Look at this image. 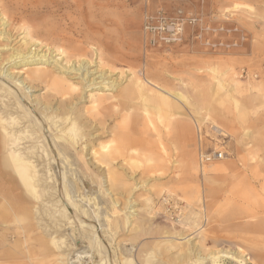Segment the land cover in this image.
Here are the masks:
<instances>
[{"label":"rangeland","instance_id":"obj_1","mask_svg":"<svg viewBox=\"0 0 264 264\" xmlns=\"http://www.w3.org/2000/svg\"><path fill=\"white\" fill-rule=\"evenodd\" d=\"M179 12L184 19L180 39L168 45L149 46L143 30L144 17L160 13L172 20ZM65 14L64 33L69 39L63 48L65 54L60 57L49 46L61 65L68 66L66 59L73 63L83 59L92 61L88 70H96L94 78L100 75L111 80L117 78L122 86L135 80L141 82L144 72L152 80L147 94L170 106L158 108L154 103H143L137 95L127 103H117L116 109L108 107L113 101L102 103L98 107L100 111L94 109L97 105L92 104L89 94L80 103L86 110L84 120L90 126L77 130V136L84 133V138L70 152L73 158L76 152L81 155L74 158L75 165L71 166L79 179L66 180L71 182L75 196L88 198L86 208L90 217H94L93 223L114 262L122 264L125 257L120 256V250L130 248L127 258L132 264H183L180 255L195 245L201 255L222 250L233 253L239 249L247 259L245 264H253L255 251L264 254V234L235 228L234 221L227 220L231 208L245 217L255 210L264 211V191L259 188L264 183V103L260 107L259 102L251 99L257 96L264 100V0H66ZM187 18L196 20L191 23ZM11 36V46L16 48L22 43L25 31L16 25ZM31 43L39 42L34 38ZM0 44H3L1 40ZM40 47L38 50L43 52L49 49ZM90 48L95 49L96 55ZM28 69L21 70L18 76ZM32 86L34 89L28 90L32 99L49 96L56 101H70L77 95L62 96L54 90L46 91L44 85L33 83ZM235 86L238 92L232 91ZM0 94V107L16 108L13 99L3 96V91ZM176 94H183L187 103ZM108 96L110 93L106 92L101 97ZM250 102L253 107L244 106ZM101 108L106 110L101 112ZM128 108L130 118L125 120L123 115ZM19 114L13 118L20 117L17 121L25 123L27 119ZM88 132L96 138L91 141V150H87L89 154L96 150L97 156L94 151L86 156L87 150H82L87 138H92L85 136ZM34 137L35 147L31 142L28 146L34 147L41 158L40 165L37 164L41 176L38 175L37 191L41 200H29L32 203L28 206L33 211L34 227L39 224L41 227L25 234L13 224H0V264L90 263L78 242L74 243L75 231L65 223L61 203V197L66 198L64 182L61 189L54 186L46 153L43 155L41 144H36ZM111 151L121 156L104 167L100 160ZM199 152H220L223 158L201 166ZM221 164L225 166L222 173L202 174ZM204 179L227 182L222 186H207ZM244 180L257 186L252 190L238 186ZM111 199L116 205L110 215L105 214L100 207L109 208L113 205ZM226 199L237 203V207L225 204ZM205 200L213 207L208 221L201 213ZM81 205L76 207V213L89 225L90 218L80 213ZM10 216L11 212L5 221ZM114 219L124 221L125 225V229L118 226L117 234L111 225L106 228V222L111 224ZM67 230H71V235L66 234ZM51 233L63 236L61 250L49 245L46 254L37 253L30 239L38 236L50 240ZM204 236L210 243L202 249ZM219 260L218 255L216 259L207 257L202 264H225ZM262 261L256 259L255 264H263ZM190 263L197 264L195 260Z\"/></svg>","mask_w":264,"mask_h":264},{"label":"bare ground","instance_id":"obj_2","mask_svg":"<svg viewBox=\"0 0 264 264\" xmlns=\"http://www.w3.org/2000/svg\"><path fill=\"white\" fill-rule=\"evenodd\" d=\"M65 8L66 0H0V40L3 43L0 44V91H3L5 93V95L3 96L8 95L11 99H13L15 103L13 102L14 104L12 105L16 107L14 109L9 108L8 106L5 108H2V106L0 107V179L6 181L9 184L7 189L10 192L11 198H13V200L8 204L2 202L0 203V219L5 221L9 217V213L12 212L13 215L11 214L12 216H10V218L13 219L9 218L10 221L12 222V224L18 227L19 230L22 229L25 234H29V232L37 230L35 229L37 226L41 227L40 224L34 227V217L32 215L33 211L29 209L28 206L29 202H31L29 200H41V196L37 191L38 185L40 186V184L37 183V181L39 180L38 175L40 174L38 172L37 164H39V160L41 158L37 156V153L34 152L35 146L32 143V137L36 136V144H41V146L39 147H42L43 155L44 153H46V156L44 157L47 158L48 161V163H46V165H49L50 169L48 170V172L52 171L51 177L52 179H55L54 186L56 185L59 188L63 184H61V182H64L63 190L66 198L65 200H63L61 197V203L63 205V210L65 211V215L63 216H66V225L75 231L73 232L74 243L75 241L78 242L79 249H81V251L84 252L86 256H88V260H90V263L86 264H117L111 257L112 255H109V250L107 247H105L106 245H103V237H101V235L99 234L97 227L92 220V218L94 217H90L91 215H89L91 213L86 208L88 206L85 205V202L87 203L88 198L84 200V198L82 197L81 199H79V195L75 196L74 190H72L69 185V183L71 182L67 183L66 180L70 177L79 179L77 177L78 174H76V172L71 169V166L75 165L74 158L77 159L81 155L79 152H76V157L73 158V156L70 155V152H72L75 149V146H78L80 141L84 138V133H80V135H78L79 137L77 136V130H79L80 127H83L84 125L87 127L90 126L88 123L89 121L84 120V114L86 110L85 108L80 107V103L81 101L85 100L87 98L86 95L89 94V98L90 100H92V104L97 105L96 107H94V109L100 111L98 107L102 105V103L108 101H113L108 107L110 109H116L117 103H127L130 101V99H132L133 95H137L143 103H154L158 108L159 106L161 107L169 105L164 101L156 98L155 96L153 97L152 95L147 94L148 84L149 82H152V80L148 79L144 72L141 73V75H143L144 77V80H141V82L140 80H135L132 83L130 82V84L122 86L123 83L121 82V80L118 81L117 78L113 80L106 79L104 75H100L94 78L93 76L96 74V70H88V66L93 64L92 61H84L85 59H83V61L80 60L81 62H79L78 60V62L73 63L72 61L66 59L65 64L67 63L68 66L61 65V62L55 59L56 56H53L54 52L51 50L56 49L60 53L59 55L61 57L65 54L63 48L65 47L66 43H69V39L66 37L67 33H64V23L66 20ZM16 25H18L19 29L25 31V37L22 38V43L20 44V46L15 48L14 46H11L10 40L12 38L11 32H13ZM27 38L29 39L27 40ZM34 38L39 42L37 45L31 43L32 39ZM42 45L43 48H49V46H51L52 49L49 48L44 52L42 50L39 51L38 49L41 48L40 46ZM32 47H34V49H32ZM90 49L93 51V54L96 55L95 49ZM70 62L71 65H69ZM5 63L7 66L4 65ZM24 68L29 69L28 71L22 73V76L19 77L18 75L21 74L20 71ZM15 70H18V73H15ZM97 80L99 81L97 82ZM33 83L44 85V89L46 91L54 90L56 92H59V94L62 96L63 94L69 95L72 93H76L77 95L75 99L70 101H56L49 96H33L32 99V95H30V92H28V90L34 89L32 86ZM237 90L238 88L236 87L235 89L233 88L232 91L235 92ZM106 92L110 93V96H108L109 98L101 97L102 94ZM99 93L101 94V96H99ZM176 96L183 103H187V99L183 94H176ZM251 99L253 101L259 102L260 107H262L261 105L264 103L263 99L257 98V96H253L251 97ZM25 100L29 103H27ZM244 106L253 107L251 102L249 104L245 103ZM104 110H106V108H101V112ZM125 110L126 113L123 115V118L127 120L130 118V109L128 108ZM17 113H20L25 119H27V121L25 123L18 122L17 119L19 120L20 117L13 118V116ZM37 116H39L40 118ZM81 123H83V125ZM93 135L94 134L90 132L85 135L86 137L92 138H87V140L85 141L86 146L82 147V150H87V148L91 150L89 148L91 145V141H94V138H96V136ZM36 137H34V139ZM30 142L34 147L28 146ZM104 146H102V148ZM107 148L108 147H106L105 149ZM89 150L86 151V156L87 154L91 156L93 151L95 156H97L96 154L98 153L96 152V150H92V153L90 154ZM118 156H121V154L119 153L117 155L115 151H111L104 157V159H102V161L100 160V162L105 163V165L103 166L106 167L108 164H111L115 159H117ZM59 162L61 166H59ZM200 165L203 166L202 164ZM221 165H218L216 167L214 166L215 168L212 167V169L208 170L205 173L202 172V174L206 176L211 173H222L225 169V166ZM61 167L63 168L62 171L60 169ZM221 181L222 182L219 183L215 179H204L203 184L207 186H222L224 182H227L226 179ZM256 184L257 183H251L248 180H244V182H239L238 186L252 190L255 188V186H257ZM42 187H44L43 183ZM259 188L260 190L264 191V183L259 184ZM65 190L67 191L66 193ZM46 193L47 192L45 191V194ZM56 194L59 193L56 192ZM60 196H62L61 192ZM1 199L3 200V198ZM205 199L207 200V198ZM206 200L204 201L205 203L201 213L204 215L206 221H208L210 219L213 207L211 208L210 203ZM20 201L24 203V205H19V207H16L15 205H17V202ZM114 201L113 205H110L109 208L105 206H103V208L102 206L99 207L100 209L105 211V214L109 212L110 215V212H113L114 210L113 206L116 205ZM80 203L82 204L81 206H83V210L80 213L90 218L88 220L91 221L92 224L89 223V225H87V223L81 220L79 215H77L78 213H76V207L79 208L78 205ZM226 203H229L232 207H237V203L230 199H226L225 204ZM228 215L229 217L227 221H234V223L232 224L233 227L239 229L249 228L251 230H254L255 232L264 234V211L259 212L255 210L254 213H250V215H246L247 217H245L241 216L237 212V210H235V208H231L228 211ZM245 219H252V221H245ZM77 221H79V223ZM36 222L38 223L37 220ZM119 225L123 227L122 229H125L124 221L122 220L120 222L118 219H114L111 224L109 221L106 222V228L109 226L110 228L112 227L113 230L116 231V234ZM54 226L56 227V225H53V227ZM40 229L42 230V228ZM55 230L54 231L56 233L59 229ZM48 231L52 230L48 229ZM59 232L60 231H58L57 234ZM70 233L71 230L66 231V234L69 235ZM113 233L114 232H112V234ZM57 234H52L50 236V240L37 236L31 238L30 242H32L36 252H39L42 255L46 254L49 251V245L54 247V249L56 250H61L63 236H59L61 235L60 233L59 235ZM112 234H110V236H112ZM203 238L204 240L200 244L203 246L202 249L209 247L210 243V239L207 236H204ZM198 250L199 249L196 248L195 245L190 246L187 251H184V253L180 255L179 260H181L183 264H188L192 260H195L197 264H202L205 258L208 257L210 259H216L217 255L221 259L219 261H225V264H230L231 262H234V264H245L247 260L242 254L243 252H241L239 249L233 253L227 250H222L212 253L210 252L208 255H201V251ZM117 251H119V249ZM120 251V256L122 255L123 257H125L122 259L120 258L122 260V264H132L131 259L127 258V256H129L131 253V249H122ZM255 252L256 253L253 254V264H255L256 259L264 260L263 252ZM84 259L85 258H83L82 261Z\"/></svg>","mask_w":264,"mask_h":264},{"label":"built area","instance_id":"obj_3","mask_svg":"<svg viewBox=\"0 0 264 264\" xmlns=\"http://www.w3.org/2000/svg\"><path fill=\"white\" fill-rule=\"evenodd\" d=\"M189 22H195L194 18H187ZM183 17L179 15L175 19L167 20L160 13L153 16H145L143 20V30L146 37V43L149 46L168 45L180 39L182 32ZM154 23L155 25H153ZM223 154L220 152L206 153L199 152L198 160L202 165L209 164L215 160H221Z\"/></svg>","mask_w":264,"mask_h":264},{"label":"crops","instance_id":"obj_4","mask_svg":"<svg viewBox=\"0 0 264 264\" xmlns=\"http://www.w3.org/2000/svg\"><path fill=\"white\" fill-rule=\"evenodd\" d=\"M8 185L9 184L6 181H3L2 179H0V203L2 202V203L8 204L10 201L13 200V198H11V196H10V192L7 189ZM1 198H3V200ZM18 203H22V202L21 201L20 202H17V205H15L16 207H19V204ZM11 214H12V212H11ZM10 219H13V218H10ZM8 221H4V220H1L0 219V224L1 225H9L10 224L11 225L12 222H8ZM4 264H6V263H4ZM9 264H21V263L20 262L13 261V262H9Z\"/></svg>","mask_w":264,"mask_h":264}]
</instances>
